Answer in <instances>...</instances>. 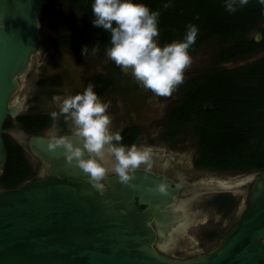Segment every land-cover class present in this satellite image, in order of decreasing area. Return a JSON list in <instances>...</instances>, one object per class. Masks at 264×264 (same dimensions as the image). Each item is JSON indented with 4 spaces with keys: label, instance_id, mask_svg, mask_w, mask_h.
Masks as SVG:
<instances>
[{
    "label": "water",
    "instance_id": "water-1",
    "mask_svg": "<svg viewBox=\"0 0 264 264\" xmlns=\"http://www.w3.org/2000/svg\"><path fill=\"white\" fill-rule=\"evenodd\" d=\"M47 3L0 0V177L7 162L4 126L24 110L17 95L42 51L39 17ZM16 137L41 162L43 178L0 191V264H264V170L223 190L243 194L246 209L222 240L179 259L167 254L196 223L188 205L197 194L188 200L166 175L140 169L135 187L112 176L101 195L67 163L63 149L47 151L49 136ZM160 183L166 195L155 191Z\"/></svg>",
    "mask_w": 264,
    "mask_h": 264
},
{
    "label": "trees",
    "instance_id": "trees-1",
    "mask_svg": "<svg viewBox=\"0 0 264 264\" xmlns=\"http://www.w3.org/2000/svg\"><path fill=\"white\" fill-rule=\"evenodd\" d=\"M94 0H58L67 12L54 16L52 27L57 35L55 44L61 49L83 48L93 42L104 48L111 47L110 33L93 25ZM153 11H159V43L161 46L183 40L189 24L198 28L195 45L190 54L201 50L210 42L222 47L215 56L218 65L243 61L264 53V6L258 0L236 13L224 7L225 0H135ZM171 7L165 9L164 5ZM75 14L87 21L88 32L78 30ZM259 33L250 38L251 34ZM94 91L100 98L112 86L111 78L100 75L92 78ZM88 83V84H89ZM46 84L43 81L41 85ZM17 122L30 135H40L51 119L41 115H22ZM169 125H190L196 138L198 169L221 173H251L264 170V57L236 68H214L192 78L185 85L181 102L167 117ZM12 126L8 119L5 128ZM171 126V127H172ZM169 136L176 138L180 132L168 128ZM122 143L131 146L139 142L136 129L126 130ZM7 162L0 177V189L18 188L34 180L33 168L23 148L4 136ZM213 204L225 214H230L237 201L229 194L214 199ZM216 236L212 234L210 240Z\"/></svg>",
    "mask_w": 264,
    "mask_h": 264
},
{
    "label": "clouds",
    "instance_id": "clouds-1",
    "mask_svg": "<svg viewBox=\"0 0 264 264\" xmlns=\"http://www.w3.org/2000/svg\"><path fill=\"white\" fill-rule=\"evenodd\" d=\"M249 3L250 0H225L224 7L234 14ZM258 3L264 6V0ZM91 7L93 25L110 33L108 59L123 72L130 71L142 88L160 97H171L185 82L186 72L194 63L190 49L197 40V26L189 24L183 40L161 46L159 11L135 0H94ZM169 7L164 5L165 9ZM89 49L83 48L84 56ZM91 49L95 54L96 47ZM94 87L89 83L82 93L54 98L59 113L53 112L52 117L63 116L69 132L59 135L56 128L50 130L47 151L63 149L67 163L82 170L92 187L103 195L109 191L105 182L109 177H119L120 183L135 187L132 181L138 170L151 172L152 149L122 143L120 132L112 128L110 104L101 100ZM155 191L166 195V185L160 183Z\"/></svg>",
    "mask_w": 264,
    "mask_h": 264
},
{
    "label": "rangeland",
    "instance_id": "rangeland-1",
    "mask_svg": "<svg viewBox=\"0 0 264 264\" xmlns=\"http://www.w3.org/2000/svg\"><path fill=\"white\" fill-rule=\"evenodd\" d=\"M58 0H48L42 10L40 20V35L42 40V51L38 57L33 59L30 72L25 77V83L23 89L18 93V100H23L24 110H32L34 106L33 93L36 85V81L41 77L44 78L48 75L47 72L57 71L65 78V86L63 89L67 90L68 94L78 91V87L81 90L86 85L89 78L97 74L110 75L116 83L123 85L121 90L117 84L113 93L108 96L107 99L102 100L105 103L110 104L109 113L113 117V131L118 129V124L123 123L125 126L131 122H139V124H148L143 126L145 129V138L139 143V147L151 148V157L156 160L164 159L162 167L165 170H170L171 165L167 162L183 163L185 166L186 175L183 177L179 175V179L182 184H185L186 191L191 189H199L194 192L197 194V199L194 202V212L198 215L197 227L190 228L186 231L183 238V244L191 243L194 250L192 252L205 253L212 249L215 245L222 240L224 235L232 228V223L238 220L246 209V202L243 194H235L239 205L234 213L223 215L219 213L216 208L209 206L208 198L203 197L204 189L213 186H219L221 184L232 188L241 186L242 182L249 176H252L255 172L251 173H221L214 172L208 169L201 170L194 166V160L197 156L196 139L192 130H184L176 138L169 136L166 131L159 130L158 118L172 106H166L170 101L174 99L178 100L183 96L185 85L192 78L197 77L205 72H210L214 68H236L246 64H251L258 59L264 57V53H260L255 57L239 61L236 63H229L225 65H218L215 62V56L222 48L220 45L212 41L201 50L192 54L194 63L191 68L186 72L185 82L179 86V88L173 93L171 97H160L152 93L150 90H146L138 85V82L131 75V72H123L119 67L115 65L113 61L106 56V48L101 45L89 42L86 46L89 49L86 56L83 52L78 50H61L56 47L55 40L57 35L53 31L52 22L55 15L61 12H67L65 6L57 4ZM76 25L78 30L88 32L87 21L81 14H75ZM260 35L255 32L251 34L250 38ZM96 47L95 54H92V47ZM129 84V87H128ZM117 93V95H116ZM128 94H131L128 96ZM136 95V97H134ZM65 96V95H64ZM128 96V97H127ZM138 101H136L137 99ZM136 99V100H135ZM145 99L147 104L151 106L141 114H138V108H134L136 104H141ZM36 105H39L43 109H47V102L45 99L39 100ZM129 107V110L127 109ZM143 108V107H142ZM152 110V111H151ZM32 112V111H31ZM59 112V111H58ZM150 112V114H147ZM165 113V115H166ZM29 162L34 165L29 156ZM150 157V158H151ZM151 158V159H153ZM166 159V160H165ZM179 172V171H178ZM191 174V175H190ZM244 183V182H243ZM246 189L243 186L242 190ZM2 189H0L1 191ZM237 218L235 219V217ZM212 234L217 235V238L213 241L210 240ZM210 240V241H208ZM167 243H170V239ZM172 243V241H171ZM181 257V255L176 254Z\"/></svg>",
    "mask_w": 264,
    "mask_h": 264
},
{
    "label": "flooded vegetation",
    "instance_id": "flooded-vegetation-1",
    "mask_svg": "<svg viewBox=\"0 0 264 264\" xmlns=\"http://www.w3.org/2000/svg\"><path fill=\"white\" fill-rule=\"evenodd\" d=\"M58 49H61V48H58ZM61 50H68V49H61ZM69 50H72V49H69ZM73 50H75V49H73ZM47 73H48V75H46V77H44V78L41 77L39 80H37L35 82L36 85H35V89H34V93H33V98H34L35 102L38 103L39 100L45 99V101L47 102V107H46L47 109H45V108L43 109L39 105H36L35 102H34V106L32 107V110H31L32 112L27 110V109H25L20 114V116H22V115L23 116L24 115H41V116L50 117L51 122H50L49 126L40 134V135H44V136H48V132L50 130H52L53 128H56L58 130V134L59 135H65V134H68V132H69L68 124L66 123V121H65L63 116H59L58 115L56 119H53V117H52V113L53 112L59 113L58 112L59 108H58L57 103H56V101L54 99L55 97L64 96V95H75V94L82 93L84 91V89L88 86L89 81L92 78H94L96 76H100V75H103V76H106L108 78H111V80H112L111 88L108 90L107 94H104L105 96H103L101 98V100L107 99L108 96H110V94L113 93L114 88L117 89L119 87L117 89V91H118V90H121L122 87H123L122 84L116 83L114 81V79L110 75L97 74V75H94V76H92L91 78L88 79V81L86 82V85L84 86V88L82 90H81V87H78V91H76L75 93L72 92V93L68 94L67 90H69V89H63L64 86H65V78L63 77V75L59 74L56 70L53 71V72H47ZM43 81H46V84L41 85V83ZM116 84H117L118 87H115ZM128 87H129V84H128ZM116 95H117V93H116ZM129 95H131V94H128V96ZM134 97H136V95ZM181 99H182V97L180 99H178V100L174 99L173 101H170V103H168V105H166V106L168 107L170 105L172 107L170 109H168L167 113H166V110H167V108H166L164 113L161 115L162 112H161V109H160V117L158 118L159 119L158 120V126H159L158 128H159V130L167 132L168 128H173L174 130H176V131H178L180 133L183 132L184 130H187V129L193 131V128L190 125H186L184 127H180V126H175V125L172 126V125H169L167 123L168 115L171 113V111L175 107L178 106V104L181 102ZM136 101H138V99ZM150 106L151 105L147 104L145 102V99H143V102L141 104H136L134 106V108H138L139 107L138 114H141L144 111V109H147ZM127 109L129 110V107ZM165 113H166V115H165ZM147 114H150V112H147ZM145 125H148V124H145ZM145 125L144 124L141 125V124H139V122L138 123L137 122H131V123H129V125L125 126L123 123H120V124H118V129H116L115 131L120 132V134L122 135L126 130H129V129L138 130V132L140 133V138H139L140 140H139V142L136 145L139 147V143L143 140L142 138L146 137V135L144 134L146 131H145L144 127H143ZM5 130H7V134L6 135H8L10 137V139H12L15 144L21 146L23 148V150L25 151L26 156H29L30 159L32 160V162L34 163V165H32L30 163V165L33 168L34 175H35L34 176V180L43 178V177H41V171H42L41 162L38 159H36L35 157H33V155H31L30 152L27 150V148L23 145V142L21 141V139L16 137L17 135L22 134L23 137L25 138L24 140L27 141V138L30 135L17 122V119L12 120V126L9 129L5 128ZM150 157H151V155H150ZM151 158H153V156ZM151 158H150L151 163H152L151 172H153V173H155L157 175H166L167 177L172 179L177 185H181L182 191L185 192V194H187L186 199L191 200L193 198V196H194L193 195L194 192L196 190H199V189H195V190L191 189L189 192H187L186 188H185V184L181 183V180L179 179V175H182L183 177H185L186 175H189L188 173H186V171H184L185 170L184 164L183 163L174 164V162H172V161L170 162L169 161L167 163L169 165H171V169L170 170H165L162 167V163L164 162V159L156 160L154 158L153 159H151ZM194 166H195V163H194ZM195 168H197V167L195 166ZM141 169H143V168H141ZM201 170H205V169H201ZM208 170H210V169H208ZM211 171H213V170H211ZM225 184H227V183L224 182V185L221 184L219 186H213V187L204 189V192H206V194H203V196L201 198H203V197H206V199L208 198L209 199L208 200L209 206L216 208L217 211L219 213H222L223 215H228V214H225L224 212L220 211L219 208L213 204L214 199L220 197L221 195L229 194L231 197H234L236 199L237 203H238V204H236L237 205L236 208L231 213H234L235 210L237 209V207L239 205V201H238V199H237L235 194H233L231 192L223 191L224 189H226L228 187ZM194 205H195V203H193L191 205H188L189 206V213L191 215V218H193V221L196 222L191 227V229L194 228V227H197V225H198V215L194 212L195 211L194 208H193ZM242 216L238 220H236L235 222L232 223V227L242 218ZM236 218H237V216L235 217V219ZM188 229H190V228H188ZM215 236L217 238V235H215ZM183 238L181 237L180 240H177L178 242H176L175 245H171V250L169 251L170 253L167 254L168 256L173 257V258H179V259H189V258L195 257L198 254H200L197 251L192 252L194 250V248H193V246L191 245L190 242L187 243V245L183 244L182 243L183 242ZM208 241H210V240H208ZM176 254L181 255V257L176 256Z\"/></svg>",
    "mask_w": 264,
    "mask_h": 264
}]
</instances>
